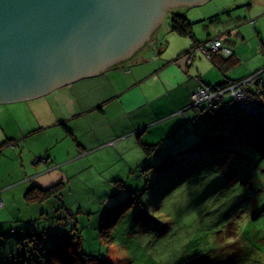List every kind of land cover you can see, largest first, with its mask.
<instances>
[{
	"label": "rangeland",
	"instance_id": "374dc122",
	"mask_svg": "<svg viewBox=\"0 0 264 264\" xmlns=\"http://www.w3.org/2000/svg\"><path fill=\"white\" fill-rule=\"evenodd\" d=\"M247 2L251 4L239 7ZM230 7L235 9L225 14L224 22H209L208 18ZM173 12L187 15L199 38L207 36L205 25H209L208 32L224 37L229 28V36L244 58L226 70L227 76L246 78L258 72L261 76L257 81L264 88V0H206L165 7L144 57L151 59L162 47L167 49L163 55L172 57L192 41L191 36L171 29ZM146 60L141 59L138 65H114L108 75L76 80L71 96L79 104L66 99L64 89L43 97L0 103V143L14 139L0 149V196L4 202L0 205V264H46L48 248L68 238L71 228L73 234L80 232L76 236H81L83 251L109 264H264L262 123L251 111L250 98L247 108L236 100L222 109L203 101L199 104L204 107L201 111L190 110L194 118L188 119V124L180 121L168 134L158 132L153 127L157 124H150L148 131L138 136L157 145L144 161L141 143L138 148L125 150L115 142L108 143L106 136L95 149L87 146L80 151L74 144L77 157L56 169L63 175H57L54 181L62 182L60 194L43 201H26L25 192L34 183L33 179L23 181L26 172L31 175L40 170L34 157L28 159L27 155L51 146L52 154L66 158L73 142L63 134L60 137L59 131L73 126L85 132V123L90 121L88 125L95 127L99 120L111 121L123 113L116 108L115 99L104 105V111L92 108L135 80L130 68L148 74L159 66L154 60ZM213 71L221 78L216 81L226 79L218 68ZM253 85L256 89L257 83ZM81 88L86 91L81 92ZM40 99L45 103L41 109ZM163 101L157 104V114L167 108ZM192 101H196L193 95ZM55 114L61 119L77 118L68 119L66 125L58 121L60 125L44 128ZM120 128L121 124L108 126L104 131ZM153 130L155 135L151 136ZM59 137L57 145L53 144ZM12 142H18L17 151L12 150ZM174 144L175 151L168 153ZM21 147L25 149V162L19 153ZM158 156L160 161L147 164ZM171 158L174 160L166 161ZM116 179H121L128 190ZM130 191L139 192L141 205L134 202L117 216L114 226L101 228L104 218L106 222L113 218L111 212L107 214L109 207L126 199ZM22 219L30 221L24 224L19 221ZM5 226L12 228L10 232L6 233ZM76 236L73 239L77 242ZM35 241H41L39 248Z\"/></svg>",
	"mask_w": 264,
	"mask_h": 264
},
{
	"label": "water",
	"instance_id": "95a60500",
	"mask_svg": "<svg viewBox=\"0 0 264 264\" xmlns=\"http://www.w3.org/2000/svg\"><path fill=\"white\" fill-rule=\"evenodd\" d=\"M204 1L0 0V103L47 94L115 58L107 69L131 63L165 7Z\"/></svg>",
	"mask_w": 264,
	"mask_h": 264
},
{
	"label": "crops",
	"instance_id": "0c3cea01",
	"mask_svg": "<svg viewBox=\"0 0 264 264\" xmlns=\"http://www.w3.org/2000/svg\"><path fill=\"white\" fill-rule=\"evenodd\" d=\"M224 19L225 16H223V20ZM204 29L207 30L208 32L209 26L204 27ZM227 30L229 32V28ZM243 38L244 36H242V39ZM199 39L205 40L206 38H199ZM191 43L192 41H187L185 43V45L187 46H185V48H182V51L180 53L178 52L179 53V54L177 53L178 55L177 54L175 55L176 57L175 56L169 57L163 55L164 54L163 51L167 49L161 46L162 48L159 50L158 54L154 55L151 59L149 57L148 58L144 57V53H143L139 59L133 60L129 64L138 65L141 59H145V61H147L146 59H148V60H154L155 62H157L159 66L148 74H146L145 72H140L139 68L136 69L130 68L131 71L129 72H132L134 74L135 80L127 87L122 88L119 93L117 92L118 94L116 96L112 97L107 101H103L101 103L99 102L100 104L98 103L94 105V107L92 108L95 110L99 109L100 111H104L105 109L104 105L107 102L115 99L116 108L120 107L119 111L120 112L123 111V113H120L119 116H116L111 121H108L109 119L99 120L100 124H96L95 127L88 125L90 123L89 121L87 124L85 123L86 127L88 128L85 132H80L74 129L73 126H69L68 129L65 128L66 129L65 132L64 130H62V132L59 131L60 137L63 134L64 137L69 138L73 142V145L71 143L70 146L72 147L75 146L74 144H77L80 151L88 149L87 146H89L91 149L100 147V145L103 143L101 139H105L106 136L108 137L106 139L108 143L112 142V144H114L115 142L114 145H116V147H121L122 149L128 150L129 148L132 147L135 148L139 147V144L142 141L141 140L142 137L138 135L139 134L144 135V133L148 131V127L150 124L153 125L157 124L156 126L153 127L161 134H168L169 131L173 129L180 121L182 123L188 124L189 120L191 121L192 119L191 116L193 114L190 111L192 108H188V105L192 102V94L194 93L198 85L197 77H200L201 80H204L207 83H217L219 81H222V80L216 81L217 79H221L218 73L216 71H213V69L217 67L213 64L210 58L206 57L209 59V61L203 59L202 56L205 57V55L202 52H201L202 54L198 51L193 52L194 57L191 63H189L188 61L189 54L182 55L184 50L189 48ZM234 53H235V57L238 58V60L244 58V54L241 53V50H239L238 48L236 49L234 47ZM221 56H222L221 54H218L217 58L221 59ZM227 66L228 67L225 68V72L221 70L223 74L226 76V79L228 77L226 70L230 67L229 65ZM109 72L110 70L106 69L105 71L103 70L99 74L89 76L83 79H85L84 81H86L88 80V78H93L101 75H108ZM260 76L261 75L259 74L258 78L253 80L248 85L249 89L251 90L255 89L253 85L254 82L257 83L256 89L257 90L258 88L261 89L260 83H258L257 81ZM75 82L76 81L72 82V84L70 83L64 86H60L55 90H52L53 92L52 91L51 92L54 93L58 90L64 89L66 92L65 94L66 99L70 100L71 103H75L74 101L77 99L71 96L72 93L71 88L76 84ZM82 84L84 85V83ZM84 87L88 88L90 86L89 84H86L84 85ZM86 88L85 89L81 88V92L86 91ZM43 96H46V94L37 97H43ZM37 97H33V98H37ZM162 98L165 99L163 103L167 104V108L165 109V111L159 112V114H157L156 113L157 104L159 100ZM77 103L79 104L78 100ZM38 106L41 109L45 107V103H43L40 99L38 101ZM73 117L61 119L58 118L57 115L55 114V116L49 118L48 122L45 125L43 124L44 125L43 127L49 128L55 125H60L58 121H62L66 125L68 119ZM76 118L77 117H74L73 119ZM78 118L80 117L78 116ZM78 121L80 122L82 120L79 119ZM120 124H121L120 129L114 131H104V129L108 126H114ZM67 130H69V132ZM135 133L137 134L136 135L137 139L134 137ZM153 135H155V130H153L151 133V136ZM159 136L161 135H158L157 137ZM60 137L57 139L55 138L53 144L57 145V142L59 141ZM127 137H131V139L127 141L126 140ZM17 144L18 142L11 143L12 150L14 151L18 150ZM176 146L177 144L173 145V147ZM46 147L40 152H37L35 154L29 153L27 155L28 159H33L34 157L33 162L37 164L40 170L35 174L26 175V178L23 179V181L33 179L34 184H37L42 188H48L56 184L54 183L55 177L57 175H60L56 172V169H58L57 167L64 164L65 161H69L77 157V154H75L76 150L73 151L74 147L71 148V152L68 153V156L66 158H63V156L56 155L57 154L56 152H53L52 154V149L50 148L51 146L47 148ZM19 153L22 155V159L25 160V149L23 147L20 148ZM131 162L132 161L130 160V164ZM52 163H56V165H50ZM62 177L63 175H60V178ZM10 186L11 184L8 187ZM6 228L9 229L8 226L7 227L5 226V229Z\"/></svg>",
	"mask_w": 264,
	"mask_h": 264
},
{
	"label": "trees",
	"instance_id": "16d2710c",
	"mask_svg": "<svg viewBox=\"0 0 264 264\" xmlns=\"http://www.w3.org/2000/svg\"><path fill=\"white\" fill-rule=\"evenodd\" d=\"M251 3H244L239 5L240 6H246V5H250ZM235 9L234 7H230L227 8L224 11H221V15L219 14H215L213 16H211L210 18H208L210 23L213 22H224L223 21V16H225V14H230L232 13L231 10ZM227 21V20H226ZM193 23L192 21H190L188 19V16L183 14V13H174L171 15L170 18V27L173 31H175V33H178L180 35H185V36H191L192 38V43L189 46V48H187L186 50H184L183 54H189V56H191V62L193 61V52L198 51V52H202L205 57L210 58V60H212L213 64L219 68L220 70L225 72V68H227L229 66H233L236 63H238V58L235 57V53H234V40H232L229 36V32L227 31V35L228 36H222L223 34H218V35H214L212 32H207V36L205 37V40H201L199 38H197L196 34L194 33L193 30ZM226 24V23H224ZM209 26V25H205L204 27ZM225 31V32H226ZM224 32V33H225ZM216 38H220L223 42V45L225 47H229L232 49V52L229 54H225L223 53L222 50H215L213 48L210 47V43L215 40ZM201 40V41H200ZM201 53V54H202ZM218 54H221V59H218ZM189 62V63H191ZM256 74V72H255ZM254 75V73H253ZM198 78V85L197 88L199 86H201V84H207V85H211V86H215V85H225L226 83H229L231 81H239L242 80L244 78H229L227 77V79H224L222 81H219L217 83H207L204 80H201L200 77ZM248 93H249V98L253 103V109L251 111H253L254 109H257V113H255L256 115V119L259 120L262 125H261V138H260V145L262 146V148H264V88L263 89H249L248 88ZM248 98V99H249ZM209 106L210 107H220V109H222L223 107H230L231 105V97L225 98V101H219V100H213V101H209ZM239 103V102H238ZM222 104V105H221ZM248 107V104H247ZM245 107V108H247ZM187 108V107H186ZM185 108V109H186ZM188 108H192L194 111L199 112L201 111L204 107H201L200 105H197L195 107V105H193V101L188 105ZM187 108V109H188ZM184 109V110H185ZM186 109V110H187ZM185 110V111H186ZM191 118L193 119V115L191 116ZM69 132V130H67ZM14 139L12 138H8L7 140L3 141L0 143V149L5 146L6 144L10 143L11 141H13ZM13 143V142H12ZM145 150V154H144V160L147 159V157L149 156L148 154L151 153L157 143L155 142V144H149L146 142H140ZM175 147H173V145L169 146L168 149V153L170 151H175L174 149ZM188 148V147H187ZM190 148V147H189ZM196 147H194L195 149ZM184 149V148H183ZM182 150V149H181ZM184 151V150H182ZM186 152V151H185ZM176 153V152H174ZM184 153V152H182ZM156 161L150 160L148 161L147 164L150 165H154L155 163H157L158 161H160L159 156L155 158ZM166 159L163 160V163ZM173 161L174 158L168 159L166 161ZM22 162H25V160H23ZM162 165L157 166L159 170H162ZM163 171V170H162ZM26 175H29L28 172H26ZM119 181L121 186H125V183L121 180V179H116L115 181ZM62 187V182H58L56 184H54L51 187L48 188H42L41 186L37 185V184H31L29 186V188L27 189V191L25 192V199L28 202H36V201H43L46 198L55 196L60 194L59 191L61 190ZM128 190V189H126ZM131 193V194H130ZM139 192H134V191H130L129 195L127 196L126 199L122 200L119 204L117 205H113L111 207H109V209L107 210V214H109V212H111L113 214V218L110 219L109 221H105V218L103 219L104 222L101 224V228H103L104 226H106V228H111L112 226L115 225V222L118 219V215L122 213L123 210H128L129 207H132L134 205V202H137L141 205V202L139 201V197L138 194ZM106 216V215H105ZM22 221V223H27L29 220H19ZM25 226L23 225V228ZM12 229V228H10ZM10 229H5L6 233L10 232ZM16 231V230H15ZM74 232L72 231V228L70 229L69 232V237L64 239V240H60L58 242H55L52 246H50L48 248V255L46 257V264H109L107 262V260L103 259L102 257L95 255L93 253H87L85 251H83L80 248V241H81V236L76 234H79L80 232H77L76 234H73ZM106 233H108V230L106 231ZM32 236V235H31ZM76 236V238L78 239L77 242L73 239ZM112 239V237H110ZM30 240V239H29ZM41 243V241H39L38 243L35 241L34 244L35 246H37L39 248V244Z\"/></svg>",
	"mask_w": 264,
	"mask_h": 264
},
{
	"label": "built area",
	"instance_id": "2783aa9c",
	"mask_svg": "<svg viewBox=\"0 0 264 264\" xmlns=\"http://www.w3.org/2000/svg\"><path fill=\"white\" fill-rule=\"evenodd\" d=\"M210 47L215 50H222L225 54H229L232 52L231 48L225 47L223 45V42L220 38H216L215 40H213L210 43ZM188 61L191 62V56H189ZM255 76L256 74L239 81H231L229 83H226L225 85L211 86L207 84H201V86H199L198 89H196L192 94L193 98L194 96L196 97V101H193V105H195L196 107L201 102L206 100H219L224 102L225 98L231 97V100H237L241 106L247 107V100L249 98L248 85ZM257 109H254L253 111L257 113ZM3 204L4 203L0 198V205Z\"/></svg>",
	"mask_w": 264,
	"mask_h": 264
},
{
	"label": "flooded vegetation",
	"instance_id": "af4514ba",
	"mask_svg": "<svg viewBox=\"0 0 264 264\" xmlns=\"http://www.w3.org/2000/svg\"><path fill=\"white\" fill-rule=\"evenodd\" d=\"M181 4H183V2H181ZM124 56H125V54H124ZM124 56H122V57H124ZM117 58H118V57H117ZM115 59H116V58H115ZM115 59H114V60H115ZM114 60H112V62H111L110 64H108L109 66L106 65L104 68H99L98 71H95V73H89V74H85V75H84V74H83V75H80L79 77H76V80H78V79H80V78H86V77L93 76V75H96V74L101 73L103 70H105V69H107L108 67L112 66V65H113L112 63H113ZM106 67H107V68H106ZM76 80H74V81H76ZM74 81H73V82H74ZM70 83H72V82H70ZM70 83H69V84H70ZM62 86H64V85H62Z\"/></svg>",
	"mask_w": 264,
	"mask_h": 264
},
{
	"label": "clouds",
	"instance_id": "9594fccd",
	"mask_svg": "<svg viewBox=\"0 0 264 264\" xmlns=\"http://www.w3.org/2000/svg\"><path fill=\"white\" fill-rule=\"evenodd\" d=\"M256 74H257V73H256ZM249 77H250V76H249ZM246 78H247V77H246ZM244 79H245V78H244ZM252 81H253V80H252ZM252 81H251V82H252ZM0 198L2 199V197H1V196H0ZM2 201H3V199H2ZM3 203H4V202H3ZM3 205H4V204H3Z\"/></svg>",
	"mask_w": 264,
	"mask_h": 264
}]
</instances>
